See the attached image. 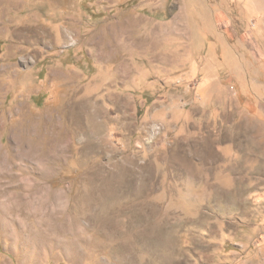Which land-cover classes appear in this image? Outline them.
<instances>
[{
  "label": "rangeland",
  "instance_id": "obj_1",
  "mask_svg": "<svg viewBox=\"0 0 264 264\" xmlns=\"http://www.w3.org/2000/svg\"><path fill=\"white\" fill-rule=\"evenodd\" d=\"M0 264H264V0H0Z\"/></svg>",
  "mask_w": 264,
  "mask_h": 264
}]
</instances>
